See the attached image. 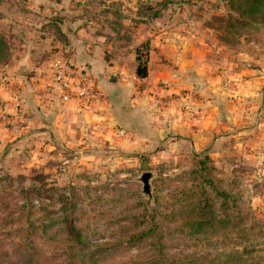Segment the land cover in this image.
<instances>
[{
    "label": "rangeland",
    "instance_id": "rangeland-1",
    "mask_svg": "<svg viewBox=\"0 0 264 264\" xmlns=\"http://www.w3.org/2000/svg\"><path fill=\"white\" fill-rule=\"evenodd\" d=\"M160 1L0 0V34L6 44V49L0 52L2 76L5 75L4 71L14 68L12 58L20 48H25L23 50L30 58L29 64L18 61L15 66L16 70L22 66L24 73L30 74L41 67L50 81L48 64L54 59L64 60L69 68L74 67L67 63L66 47L70 41L69 35L73 33L77 36L78 31L104 47L100 51H103L106 61L112 57L118 60L122 56L132 55L134 49L142 44L147 48L140 47L141 56L144 57L146 52L149 55L153 49L152 56L164 59L166 68L170 70L191 67V63L195 62L193 58L203 60L202 63L210 66L216 64L209 66L204 73V77L210 80L217 79L215 90L210 93L212 98L207 97L203 87L197 85L194 88L193 77L187 72L178 76L179 80L175 82L177 86L168 82L156 84L155 89L159 90L160 96H153L151 101L152 113L155 114L153 121L159 129L149 132L144 137L147 141L140 142L139 147L131 143L137 136L134 133L132 136L128 129H124L123 136H126L123 140L127 143L119 141L116 144L103 140L105 131L102 128L96 131L99 136L92 135L88 140L78 136L81 134L84 137L86 131L76 128L75 136L78 137L76 143L73 141L75 144H66L68 135L72 133L65 135L62 143L44 134L30 137H34V140L28 149L16 153L0 152V177L20 176L23 185H46L65 191L75 203L76 211L82 212V218L76 224L93 245L101 248L99 264L139 262L143 249L113 247L117 241L121 242L122 247L125 245L123 237H119L124 225L121 219H126L127 215L122 212L123 209L132 206L133 202L137 203L138 196H141L140 201L147 198L149 202L151 195L163 197L168 190L179 186L181 182H176L174 177H182L191 169L195 160L193 155L201 159L206 156L208 166L214 169L213 177L235 185L254 216L264 223V169L260 168L259 158L264 129L260 119L261 115L264 116V9L254 13L256 8L251 0H167L159 10L158 17H149L148 7L157 10L153 4ZM230 1L234 4L230 5ZM238 1L246 2L245 15L242 9H236ZM57 18L61 21L56 23V27L65 35L63 41L47 25L48 20ZM153 36L156 40H153ZM75 40L80 41L77 37ZM155 44L161 47L160 52L154 51ZM188 52L192 57H188ZM225 67L237 70L235 76L259 78L261 83L256 94L249 95L251 89L242 87V81L227 82L222 73ZM218 74L219 79L215 77ZM92 77V83H96ZM143 80L135 79L133 92H140L145 85L146 89L149 88ZM19 88V84L15 83L10 90L18 96ZM97 89L94 85L89 88L99 94L95 93V98L91 97L89 104L83 105L87 109L104 100L102 91ZM128 91L126 89V96L131 95ZM50 97L51 94L43 99L46 101ZM205 99L216 104V108H210V102L207 103ZM115 101L113 98L108 100V106L110 113L119 116V107L122 106ZM201 109L214 112V121H211L212 125L209 124L211 133L198 116ZM30 113L33 123L42 121L41 112H35L32 108ZM177 115L184 116L189 123L185 130L172 124L171 120ZM174 129H179L178 134H172ZM195 129L200 134L193 136L191 131ZM11 134L12 140H15L7 147H12L23 135L20 131ZM179 134L184 137L189 135L190 142ZM123 144L125 148H120ZM143 173L150 174V197H145L141 191L142 184L138 178ZM51 197L42 199V208L50 211L49 217L44 218L43 210L37 209L31 219H35L39 225L43 217L42 223L53 234L60 229L57 218L60 203L53 200L54 195ZM33 203L37 204L35 201ZM216 241L205 235L195 240H183L186 259L193 256L203 260L207 255L215 258L213 255L218 249L229 253L234 247L227 240L222 245ZM263 253L264 249L256 255Z\"/></svg>",
    "mask_w": 264,
    "mask_h": 264
},
{
    "label": "trees",
    "instance_id": "trees-1",
    "mask_svg": "<svg viewBox=\"0 0 264 264\" xmlns=\"http://www.w3.org/2000/svg\"><path fill=\"white\" fill-rule=\"evenodd\" d=\"M165 1L153 4L157 10L148 7V16L158 17ZM251 3L256 8L254 13L264 9V0H251ZM237 8L245 15L246 2L238 1ZM60 21L50 19L47 25L63 41L65 35L56 27ZM140 47L147 48L140 44L134 49V74L143 80L147 76L148 55L146 52L141 56ZM4 49L6 44L0 34V52ZM192 158L195 160L191 169L182 177H174L176 182H181L179 186L168 190L163 197L151 195L149 202L147 198L140 201L138 196L137 203L123 209L127 215L121 219L124 225L119 237H123L125 245L122 247L117 241L113 247H137L144 253L139 262L119 264H264V253L256 255L264 249V223L254 216L235 185L213 177L214 169L208 166L206 156ZM20 181V176L0 177V264H99L101 248L93 245L76 224L82 212L76 211L75 203L65 191L46 185L27 186ZM52 195L60 203L57 217L60 229L53 234L42 223L43 217L39 225L31 219L37 209L43 210L44 218L49 217L50 211L42 208V199ZM200 235L215 238L220 245L227 240L234 247L229 253L218 249L215 258L207 255L203 260L193 256L186 259L183 240H195Z\"/></svg>",
    "mask_w": 264,
    "mask_h": 264
},
{
    "label": "crops",
    "instance_id": "crops-1",
    "mask_svg": "<svg viewBox=\"0 0 264 264\" xmlns=\"http://www.w3.org/2000/svg\"><path fill=\"white\" fill-rule=\"evenodd\" d=\"M76 34L77 36L73 33L69 35L70 41L66 47L67 63L68 65L81 69L85 73L91 74L93 76L91 77L96 81L95 86L102 91L104 100H101L99 105L88 109L85 106H78L73 102L60 103L56 99H52V95L49 100L44 101L43 98L50 94L48 92H50L51 84L46 75V71L41 70V67H37L32 73L28 74L24 73V68L22 66L16 70L15 66H17L16 64L18 61L23 62L25 65L30 63L29 54H26L23 50L25 48H20L13 58L11 57L14 68L4 71V76L0 73V76H2V79L0 77V152L16 153L22 149H28L35 136L37 137L44 134L49 135L51 140L62 143L64 142L62 141L64 136L68 135V133H72L68 135V139H66V144L71 145L76 143L75 140L78 136L81 139L86 138V140L92 137V135L93 137L99 136L96 134V131H99L100 128L105 131L103 140L114 142L116 144H119V141L126 142L123 140L126 137H123L125 135L124 129L131 130L132 136L133 133L134 136H137L131 143L136 147H139L140 142L147 141L144 137L149 135V132L152 133V130L154 131L155 128L159 129L153 121V119H155V114L153 115L152 113L153 106L151 101L153 100V96H160V93H158L159 90L155 89L156 84H158V82H168V84H171L172 86H177L175 82L179 80L178 76L180 75L181 77L183 72H187L191 78L193 77L192 80H194L195 83L194 88H197V85L203 87L207 92V97L212 98V94L210 93L214 92V85L216 84L217 79L212 78L210 80V78L208 79V77H204V73H206V69H208L210 65L202 63L203 60L193 58L195 62L191 63V67L170 70L166 68L167 66L163 62L164 59H155L152 56V49L147 60V76L143 80L144 84L147 83L149 88L146 89L145 85V88H142L140 92L135 93L133 92L135 87L134 84H136V76L134 74V54L122 56L121 58H118V60H115L116 58L112 57L106 61L102 53L103 51H100L104 48L100 43H95L92 40V37L85 33H81L80 31ZM76 37L79 38L80 41H76ZM153 40H156L155 36H153ZM154 47L156 48L154 51L160 52L161 47L158 48L156 44ZM183 52L185 51L183 50ZM187 55L188 57H192L189 52ZM215 65L211 64L210 67ZM225 68V71L222 73L223 77L226 76L227 82L230 80H232L233 83L236 81L238 83L239 81H242L240 82L243 83L241 85L242 87H250L251 93H249V95L256 94L259 90L258 87L260 86L259 84L261 81L256 76L246 78H244L243 75L241 76L238 74L235 76L234 72L237 70H233L230 67ZM211 69L213 70V68ZM171 76L172 79L170 78ZM218 76L219 74L215 77L219 79L220 77ZM15 83L19 84L20 87L18 96H15L13 91L10 90ZM180 86L183 87L185 85ZM126 89H129L128 92L131 93L130 96H126ZM111 98L115 99V102L120 103L119 105L122 106L121 108L119 107V114L121 115L115 116L110 113V108L108 106L110 104L108 103V100ZM204 101H207V103L210 102V108H216L214 106L216 104H213L212 101L207 99ZM45 105L47 107H43ZM32 108H34L35 112H41L42 121H39L40 123H33L32 113L28 114ZM213 114L214 112H212V110H210L209 113L206 109H201L200 112H198L200 120L201 118L203 119L202 123L207 125V130H209L210 133L212 127H209V124L212 125L211 121L213 120ZM260 119L264 126V116L261 115ZM171 122L174 126L177 125L176 127L184 130L187 128L186 126H189V123L186 122L184 116L177 115V117L172 119ZM88 126L91 128H88ZM76 128L86 131V135L84 137H82L81 134L75 136ZM160 128L163 130L164 127L161 126ZM177 130L179 129H174L172 134H178ZM18 131L23 134L20 140L18 139L15 141V144L12 143L14 144L12 147H7L8 143L15 140H12L11 133ZM120 132H123L124 134H120ZM198 134H200V132L196 129L191 131V135L193 136ZM32 136L34 137L30 138ZM261 136L263 138V145L260 142V146L262 147H260L259 150V158L261 162L260 168L263 167L264 169V129L262 130ZM185 137L183 136V139L190 142L188 139L189 135ZM73 141H75V143H73ZM196 145L197 143L194 144V146ZM209 145H211V142ZM124 146L125 145L123 144L119 147L125 148ZM34 148L38 149L37 146Z\"/></svg>",
    "mask_w": 264,
    "mask_h": 264
},
{
    "label": "built area",
    "instance_id": "built-area-1",
    "mask_svg": "<svg viewBox=\"0 0 264 264\" xmlns=\"http://www.w3.org/2000/svg\"><path fill=\"white\" fill-rule=\"evenodd\" d=\"M48 72L51 83L49 93L60 103L73 102L78 106H83L89 104V100L95 93L99 94L89 90L92 85L95 86V83H92L88 73L75 67L69 68L64 60L54 59L49 62Z\"/></svg>",
    "mask_w": 264,
    "mask_h": 264
},
{
    "label": "water",
    "instance_id": "water-1",
    "mask_svg": "<svg viewBox=\"0 0 264 264\" xmlns=\"http://www.w3.org/2000/svg\"><path fill=\"white\" fill-rule=\"evenodd\" d=\"M22 71V70H21ZM150 178L149 173H143L141 176L138 178L139 182L142 184V193L145 195H149V186H148V179Z\"/></svg>",
    "mask_w": 264,
    "mask_h": 264
}]
</instances>
